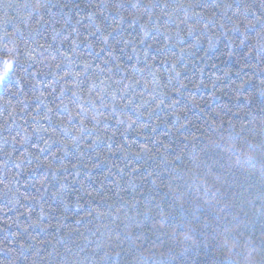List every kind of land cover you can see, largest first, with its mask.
Here are the masks:
<instances>
[{
  "label": "clouds",
  "instance_id": "obj_1",
  "mask_svg": "<svg viewBox=\"0 0 264 264\" xmlns=\"http://www.w3.org/2000/svg\"><path fill=\"white\" fill-rule=\"evenodd\" d=\"M129 20L140 28L122 35L130 65L110 40ZM237 32L239 40L229 35ZM224 36L227 55L247 44L255 61L241 62L228 99L196 127L172 96L200 107L177 67ZM9 77L15 86L0 94V264H185L191 250L208 264H264V0H0V85ZM223 79L213 76L211 101ZM161 135L176 147L154 151ZM162 174L175 190L161 192Z\"/></svg>",
  "mask_w": 264,
  "mask_h": 264
},
{
  "label": "trees",
  "instance_id": "obj_2",
  "mask_svg": "<svg viewBox=\"0 0 264 264\" xmlns=\"http://www.w3.org/2000/svg\"><path fill=\"white\" fill-rule=\"evenodd\" d=\"M235 2L238 4L239 0H235ZM213 0H202V5L203 4H212ZM126 7L128 9L132 8L131 3L126 4ZM109 21H105V24L107 25ZM130 23V20L126 22L125 26L118 29L117 31L113 32L110 40L112 43L116 44V49L117 52L120 53L121 59L125 64H132L135 60V57L133 56L132 58H129L128 56V51L130 49L124 50L121 52V47H122V35H127V34H132L135 35L140 31L139 24L135 25L134 27L129 28L127 25ZM256 29H250L249 30V35H254ZM155 35V33H154ZM229 35H233L237 40L240 39V33H229ZM93 40L96 39L95 36L92 37ZM162 39V37H161ZM117 41H120V43H117ZM191 42V37L186 39L184 41L185 44ZM45 42H42V46L44 45ZM86 43V42H85ZM248 43H251L249 41ZM228 45H229V40L227 36L221 37L212 47L208 46V41L205 39L200 45L197 46V48L194 50V55L188 57L187 61L185 59H181L179 61L177 70L181 71L182 76L187 78L184 80V83L187 85L183 89L184 93H190L194 94V99L197 101V103L200 105V107H196L195 105H192L188 99V95H179L175 92L172 93V96L174 98L178 99V104L181 105V107H184L187 105L191 112L189 113V116L191 118V124L196 126V127H203V122L199 118V116H203L204 112L209 113L212 108L218 107L221 105L224 101H226L228 98L226 96H223L225 91L227 90L228 84L235 80V81H240L242 78L243 73L238 72L237 70L240 69L241 67V62L244 64L252 63L255 61V57H252L251 60L245 57V53L247 51V44H245L243 47H236L233 49V54L231 56L227 55L228 53ZM80 48L82 51H90L92 52L93 55H95V50L94 49H85V44H81ZM67 51V49H65ZM169 54L172 53H178V49L175 46H169V48L166 50ZM151 52L153 55L156 56H161L163 53L158 51L157 48L153 47L151 49ZM68 55H71V52H68ZM103 55V53H101ZM199 58V59H198ZM159 61H157V67H159ZM187 63V67L185 69H182L180 65H184ZM204 67L203 74L200 73V68ZM162 69H164V65H160ZM250 69L245 68L244 72H248ZM213 76H219V77H224L223 80L217 82V89H216V94L218 95L219 98H215L214 101H211L209 98L212 96V92L214 91L213 84L214 82L212 81ZM203 81L204 84H201L199 87H194V85L199 84L200 81ZM9 85L15 86V80L9 77L3 82V85H1L0 88V94H3L5 91V88L8 87ZM206 85V86H205ZM254 86V81L248 85L249 88ZM45 95H47V90H45ZM50 99H52L50 97ZM211 104V105H210ZM203 109L204 111H201ZM218 110V109H217ZM129 111L132 112V109L129 108ZM133 115H136L135 112H132ZM159 115V113H158ZM141 120H144V117H140ZM228 119H231L229 117ZM171 122V118H169V123ZM114 124V121L111 122ZM167 130V125L166 124H160V126L156 129L155 135H160L162 132H165ZM146 133H152V128L148 127L144 129ZM184 134L183 136L179 137L180 139H185L190 135V129H184ZM197 136L201 135V133H195ZM129 139L135 138L142 142V145H145V137L143 136H137V134L134 131H130L128 133ZM120 139H123L122 137ZM169 138L167 136L161 135L160 140L163 144V147H160L154 151H159L163 152L164 147L168 148H175L176 144H172L168 140ZM151 137L148 138L147 142H150ZM37 142V138H33V143ZM147 147L151 148L150 144H146ZM55 147V146H54ZM105 145L101 144L98 145V148L100 150H103ZM75 154V153H74ZM171 152L168 153L169 158L171 159ZM47 155V153H45ZM68 160H73V156H68L66 157ZM95 162V161H93ZM139 163V161H137ZM138 167V166H137ZM107 164H101L98 168L94 169L93 175H101L103 172L106 170ZM44 170L40 169V172L42 173ZM151 171V169H150ZM154 179L156 178L155 176L153 177ZM145 179H147L146 174H145ZM162 189L161 192H167L170 189L175 190V186L171 185L167 182V175L162 174L160 177ZM89 183H92L91 180L88 181ZM53 189L56 187V183H53L51 186ZM151 185L146 184V188L142 189L141 192L145 190H150ZM224 191H228L227 189H223ZM105 197H110L111 193L105 192L104 193ZM103 198V197H101ZM160 197H156V199H159ZM71 199V197H69ZM125 200H130V197L127 195L124 196ZM137 200H139V196L136 197ZM54 207L56 208H62L63 207V202L59 200H54L50 201ZM70 210H74L70 207ZM90 215V213H88ZM10 215V214H9ZM79 215V213H77ZM81 215H84L83 213ZM178 218V213H173L168 220V223L174 224L177 222ZM7 219V217H5ZM74 220V217L69 218V222ZM148 223V222H146ZM3 221L0 220V226H2ZM209 257H205L203 253H197L195 250H191L185 255V264H187L188 261L193 262V264H208Z\"/></svg>",
  "mask_w": 264,
  "mask_h": 264
},
{
  "label": "rangeland",
  "instance_id": "obj_3",
  "mask_svg": "<svg viewBox=\"0 0 264 264\" xmlns=\"http://www.w3.org/2000/svg\"><path fill=\"white\" fill-rule=\"evenodd\" d=\"M0 88H1V85H0Z\"/></svg>",
  "mask_w": 264,
  "mask_h": 264
}]
</instances>
